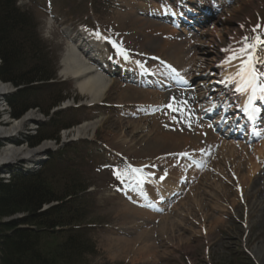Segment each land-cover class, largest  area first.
<instances>
[{
    "label": "rangeland",
    "instance_id": "1",
    "mask_svg": "<svg viewBox=\"0 0 264 264\" xmlns=\"http://www.w3.org/2000/svg\"><path fill=\"white\" fill-rule=\"evenodd\" d=\"M19 1L22 11L26 12L36 25L35 32L32 30L31 33V24H29L28 30L31 36L34 34L38 37L39 43L35 42L37 43L36 50L43 59L39 54L34 56L35 50L29 48L27 50L29 56L26 58L27 62L24 67L19 65L18 70L29 71L25 68L31 63H35L38 59L44 60L48 64L49 70L55 72L56 80H54L53 85L41 83L40 89L31 92L29 101L30 105L36 106L33 111L43 116L40 121L46 122L47 125L45 127L41 125L27 126L17 136L16 144L29 152L36 151L46 142L54 144L52 147L54 151H50L51 154L42 153L43 155L37 156L36 159L39 160L44 156V160H49L46 164H49V167L45 169V176L49 177L52 189H55L58 194L64 195V192L68 191L71 186H75L76 183H81L80 187L87 186L88 188L86 193L79 195L80 207L82 208L81 215L84 216L85 220L82 222L84 224L78 225L77 228H86L87 226L90 229L88 231V237L91 239L90 244L83 241L81 243L84 247L80 250V255L77 252L73 255L76 257L67 258L70 255L67 253L64 257L62 251L58 252V246L65 243L66 238L75 234L66 235L64 230H68V228L60 227L56 229L57 233H61L60 236L55 235V237L47 238L49 240L43 242L44 252L48 255L57 251L58 255L63 257L64 262L65 260L70 261V263L64 264H264V170L262 167V173H255L256 178L249 183L251 187L247 189L246 193L244 192L237 199L232 198L230 203L225 202L222 198L225 194V184L233 192L230 196L236 195L234 189L238 188V184L233 174L239 175L238 165L243 162V166L248 167V160H250L251 165L254 164V158L247 149L240 151L239 146H234L233 143L223 139L225 143L220 147L221 153L224 155V159L231 158V162L226 160L227 163L220 162L211 156L207 161L210 160L219 164L214 172L219 174L221 178H218L216 174L204 173V169L196 171L193 169L195 162L188 160L191 162L185 163L189 168L188 173L185 176L182 172L173 175L176 178L185 179L184 185L175 183L180 187L181 195L170 203V210L165 212V215L154 213V216L158 217L157 219L153 220L152 218L149 222L146 220L144 222L140 219L143 215L137 214L134 210L138 208L137 199L135 198V202H131L132 198L126 199L125 196H132L129 194L130 188L137 186V178L140 179L141 176L146 178V174L148 175L158 168L151 162L143 165L138 173L132 171L131 168L135 166V163L139 166L150 161V159L155 162L166 152L173 151V141L176 139L171 138L172 143L166 147L156 145L157 141L153 139L155 136L150 137L147 132L140 133L138 134L139 139L149 138L147 146L145 149L140 148V145L135 146L129 157L120 154L122 150H117L113 146V143L130 142L129 138L132 136V131H125L126 124L122 121H135L145 128L149 125L144 120H135L133 117L134 114H140L144 118L148 117L145 111L138 112L139 105L142 104L135 105L136 107H133L134 104L127 105L124 103L125 106L120 105L121 102L129 101L123 97V90L134 88L128 84L129 81L122 78L138 81L141 76H144L139 74L136 77V74L133 73L134 70L111 66L112 76L109 75L107 78L113 82L112 87L103 101L91 106V103L87 102L88 99L76 89V81L72 78L65 79L61 74L62 59L66 47L71 38L76 39L75 34L80 26L99 33L100 37L104 36L106 40H108V35L115 41L116 33L127 34L131 32V22L127 24L128 21L124 19L128 13H131L135 19H131V21H142L143 23L151 21L164 26L168 30L172 44H174V36L194 38L188 39L190 44H187V48L191 52L184 53L186 54L184 62L192 53L200 55L206 61L207 68L203 71L204 74L192 73L191 76L201 77L198 81H205L204 84L208 82L209 85L207 86H210V90L218 95L212 87L211 80L220 82L213 77L222 78L223 69L219 65L224 63L225 53L228 52L230 59L238 57L237 63L241 61V49L244 48L245 44L253 45L256 43V45L261 46L263 43L264 0H230L229 2L228 0H215V3L224 4L222 8L208 16L209 21H206L204 27L198 28L197 34L189 33L182 36L178 30L170 27L169 23H158L155 21L156 19L146 14L154 7H166L162 1L156 3L153 0ZM212 2L213 0H181L185 7L188 8L189 6L192 12L199 11L198 14L200 15H202V7ZM171 6L176 9V3H171ZM164 20L167 21L169 18ZM178 20L180 21V18ZM245 38H247L246 41ZM127 42L131 46L137 44L136 38L132 39V34L128 36ZM143 45L138 44L136 48L139 50ZM152 45L156 48L144 47L145 52L159 54L160 46L157 47L153 43ZM104 46L110 56H114L122 63L126 61L125 55L119 56L120 51L115 48L114 42H105ZM124 49L131 50L127 46ZM263 53L264 51L260 50V57L264 56ZM20 58L18 55L16 61ZM133 59L135 58L133 57ZM157 62L160 64V68L157 71L153 70L157 74L156 79H159L158 75L161 73L165 75L173 73V69L168 68L167 64ZM258 63H262V61L258 59ZM232 65L234 64H231L229 68ZM163 69L166 72H161ZM228 72H231V76L234 77V68L229 69ZM184 73L187 74V71ZM204 76L207 80L203 79ZM118 77L119 79H116ZM152 81H154L153 78ZM146 88L145 90L154 91L152 88ZM14 91L15 89L12 88V92ZM137 91L141 92L140 90ZM161 94L169 97L166 100L167 111H175L182 117L189 114L191 117L193 112L189 113L182 106L176 105L178 99L183 97ZM135 99L147 100L146 97L139 99L136 97ZM55 100L59 102L56 107L52 106ZM7 110L9 108L6 104L0 101V114H2V120L6 124L20 120L27 115L25 114L20 119H9L10 113ZM63 110L65 112L60 113ZM46 112L50 114L49 117L45 115ZM54 112L60 114L52 122L53 124H50ZM155 112L162 113L163 110L155 109ZM200 116L201 122L204 121L206 124L203 115ZM98 120H103L100 127L93 133L88 132L83 139L77 141L65 140L64 132L66 131L56 134V127H53L59 124H77V126L67 130L70 131L86 122ZM186 126L187 124L184 126L185 131H187ZM173 133L181 134V131L174 130ZM36 134L41 136L55 135L59 137V141L57 143L53 140L44 141L38 146H32L29 139ZM133 135L137 136L135 132ZM0 142L4 144L3 147H8L10 144V141L6 139H0ZM261 144L259 140L255 141L252 146H260ZM209 147L211 148V146ZM113 154L116 155V158ZM32 155L33 153L30 158ZM119 155L122 157L120 158ZM147 155L150 157H146ZM154 156L158 158L154 159ZM108 157H111L116 163L115 166L109 163ZM16 162L6 167L0 166L4 177H8L11 171L16 173L17 169L23 165L26 166L21 164L22 160H19L17 164ZM256 164L259 165L257 162ZM34 166V169L39 171L40 163ZM117 173L121 178H118ZM222 189L224 190L223 194L221 193ZM195 198L197 202H192ZM46 208L48 207L46 206L43 210L45 211ZM221 210L226 213L222 214ZM130 215L135 216L134 221H138L140 226L133 225V220H129ZM144 217L147 218V216ZM23 218H25L24 215L19 214L8 220L16 221ZM23 228H27V226ZM76 246L79 247V244Z\"/></svg>",
    "mask_w": 264,
    "mask_h": 264
},
{
    "label": "bare ground",
    "instance_id": "2",
    "mask_svg": "<svg viewBox=\"0 0 264 264\" xmlns=\"http://www.w3.org/2000/svg\"><path fill=\"white\" fill-rule=\"evenodd\" d=\"M4 11L6 13L0 14V17L2 18H9L10 20L14 21L15 19L10 15L9 10H11L10 5L5 2L3 4ZM16 9L19 11L22 10L21 4L19 0H16ZM3 11V12H4ZM19 11V12H20ZM17 17V14H16ZM124 19L129 22H131V32H128L127 34L124 33H116L115 41L118 43L117 48L120 51L119 56L123 57L125 55L126 58L132 59L130 56L134 57L133 65L137 64V68L135 69L136 73H140L143 69H145L143 66H145L149 71L154 70L157 71L158 68H160V64H158L157 61L160 63L167 64V67L170 66L171 68L178 67V69L181 72H184L185 70L188 72L189 75L192 73H201L205 71L207 68V63L205 60L202 59V57L198 54H190L188 59L184 62V59L186 57L185 52H191L189 48H187V44H190V42L186 39H182L179 37H174L173 41L174 44L171 43L170 41V36L168 33V30L160 25V24H155L151 21H147V23H143L142 21H131L135 20L134 15L131 13H128ZM16 23H18V19L16 18ZM149 26V27H145ZM18 27V26H17ZM29 31V30H28ZM23 31V29H20V36H19V42L18 45L19 47L16 49V53L21 57L20 60L16 61V69H18L19 65L24 67L27 62V59L29 56L25 55V50L27 48L28 43V37L26 36L27 32ZM125 31V30H124ZM85 34V33H84ZM132 34V39L136 38L137 44L134 46H131L127 42L128 36H131ZM28 35V34H27ZM85 36H87L85 34ZM107 39L112 42V38H110L107 35ZM16 42V40H14ZM73 43V41H69L66 51L64 54V57L62 59V76L65 79L72 78V80L76 81V89L79 91V93L87 98V102L91 103L92 105L99 104L103 99H105L109 89L112 87L113 82H111L107 77L108 73L106 70L103 68L101 65H96L94 61L90 57H87L82 50L80 49L79 45L82 47V49H85L86 42L84 36H82L80 40V44ZM185 42L184 44H182ZM85 44V46L83 45ZM152 43L161 48L159 51V54L156 53H150L148 54L145 52L144 47H148L149 49H155L152 45ZM138 44H144L139 50L136 48ZM184 45V46H182ZM130 47L131 50H125L124 47ZM101 48L100 46H98ZM87 48V47H86ZM98 50V49H96ZM147 50V49H146ZM250 50L246 49L243 51V55H246L249 53ZM188 53V54H189ZM96 54V53H95ZM95 56V55H94ZM93 56V57H94ZM98 56V55H97ZM166 56L167 58H165ZM106 57V55H105ZM111 59H116L114 56H110ZM227 61L224 62V65L230 66V68H225L223 72H226L227 70L234 68L235 75L234 77L226 78L225 74L222 75V80L221 82L228 85L229 88H232L234 90V93L237 92L236 88L239 87L243 81L241 80V76H247L246 69L251 66L252 61H251V56H242L241 61L236 62L238 59L232 58L226 54ZM109 59V58H108ZM118 61V60H115ZM0 64H1V59H0ZM96 65L95 67L92 66ZM126 67H131V70L134 69L133 65H130V62L128 64H121ZM37 63L33 64L31 63L30 66L26 67L25 69H28L31 72H36ZM177 69V70H178ZM166 71V70H161ZM22 72V71H21ZM229 74H232L229 72ZM33 78L31 77V80ZM29 80L27 82V88L36 90L40 89V82L36 81H31ZM133 81V80H131ZM161 81V80H159ZM65 82V81H64ZM63 82V83H64ZM193 83V81H190ZM24 85H20L18 91L22 92L23 89L21 88ZM132 86V85H131ZM15 89V88H14ZM208 90V88H206ZM205 88H201L199 90V94L194 92V96H189L188 94H185L184 98H179L178 101L176 102L177 106H182L185 108V110L189 113L193 112L199 115L200 117V108L201 104L207 106V100L209 97L207 96L209 94V91H207ZM225 89L224 86L221 87V89L217 90L218 93H220V90ZM17 91V92H18ZM167 91V90H165ZM12 93V86L11 85H6L5 82L0 78V97L2 96H9V94ZM238 96L233 97L230 99H233L235 103L238 106H243L245 105L246 110L250 109L251 111L253 110L254 104H259V106L264 103V94H258L255 99H253L252 103L249 104V98L252 96V89L247 88L244 92H237ZM245 94V99H241V96ZM178 96V95H175ZM261 96V97H260ZM13 97V96H12ZM123 97L127 98V102H121V106L131 105L134 104L133 107H136L135 105L138 104H143L147 108H153V113L150 114V117L147 119H141L138 114H134L133 117L135 120H144L147 122L149 125L145 128L144 126H140L139 123L135 121L131 122H126L122 121L123 123L126 124V130L132 131V136L129 138L130 142L127 143V141L122 142V143H113V146L117 148V150H122L120 151V154L125 155V157H129L130 153L133 151V148L137 145H140V148H144L147 146L148 139H142L138 138V134L147 132L149 133L150 137L155 136L153 139L154 141H157L156 145H162L168 147L170 143H172L171 138H176L173 143H174V150L171 152H166L164 156L161 158H158L154 156V159L158 158L155 162H152V159L150 161H146L143 164H140L139 166H134L132 167L131 170H140L143 165H146L150 162H152L157 168L160 174H157L156 176L154 175H147L146 176L150 179H155L154 187L159 190L160 193H163V190L168 189L170 193H175L178 191L179 187L175 184L176 182H180V178H176L173 175L177 173L178 171H182V164L178 160L176 161V157H192V156H198L200 154H203L204 157H202V162L199 163L198 168L203 167L204 169L210 170V167H213L211 170V174L215 175L216 172H214V169L216 168L218 163H213V164H207L205 163L206 159L210 157L209 150L204 147L211 146L213 147L211 150H214V148L218 149L217 144L219 143V140L211 135V130L210 126H207L203 124L198 117L193 118L190 117L189 114L185 117L180 116L179 114L175 113V111H167L166 109V100L169 99L165 94H161L159 92H154L152 90L150 91H144L141 90V92H138L134 88H125L123 90ZM136 97L142 98L146 97L147 100H137L135 99ZM135 99V100H134ZM224 98H222L223 100ZM16 103L20 104V107L24 106L26 104V101L24 99H20ZM216 100V99H215ZM9 103V101H8ZM146 103L149 105H146ZM151 106V107H150ZM161 108L163 110L162 113L157 114L155 112V109ZM175 110V109H174ZM245 110V111H246ZM41 118L43 116L35 111H31L29 114L24 116L20 120H16L15 122L9 123L8 124H2L0 126V139H6L10 141L8 144V147H4L3 149H0V166L6 167L7 165H12L16 164L21 161H25L26 163H31L33 161H38L36 159L37 156H42V153H46L49 150L54 151L52 147H54V144L51 142H46L44 145L39 147L36 151L29 152L27 149H24L18 144H16V138L19 136L26 128L27 126H40L43 125V122H41ZM103 120H98L95 122H89V123H84L83 125L77 127L76 129L67 131L64 133V138L65 140L69 141H77L80 139H83L88 132H94L96 131ZM187 124L191 128V131H185L184 126ZM196 130V135L195 136L192 132V130ZM37 131V129H35ZM34 130V131H35ZM174 130H179L181 131V134L184 135L182 136L181 134L178 133H173ZM38 132V131H37ZM136 133V135H133V133ZM190 133V134H188ZM192 134V135H191ZM40 138H42L41 135L36 134L34 137H31L29 140L30 144L36 143ZM147 138V137H146ZM50 143V144H48ZM129 144V145H128ZM263 146V151H264V144ZM222 151V149H221ZM220 150H218L217 153H215L214 157L218 159V161L222 162L224 161L225 163L231 162V158L224 159V155ZM32 158H30L31 154ZM135 153V152H134ZM37 154V155H36ZM136 154V153H135ZM256 154L259 155L260 162L258 164H262L264 166V154L262 155L261 151H257ZM35 156V157H34ZM114 156V155H113ZM207 156V157H206ZM256 156V155H255ZM146 157H150V155H147ZM182 159V158H180ZM255 159V158H254ZM139 160V158H138ZM222 160V161H221ZM227 162H226V161ZM202 163H205L204 165H200ZM234 165V164H233ZM20 171H22V168H19ZM264 170V167L262 168ZM35 172V171H34ZM137 173L136 171H134ZM238 172L239 175H234L235 180L237 181L238 188L234 189L236 192L235 196H230L232 194V190L230 187L225 184V194L224 193V187L221 190V193L223 194L222 198L224 199L225 202L230 203L231 199H237L240 197V195H243V193L247 192V189L251 186H249V183L253 182V180L256 178L255 173L257 174L258 172L262 173L261 171V165L257 164H248V167L243 166V162L238 165ZM37 173V171H36ZM224 175V174H222ZM2 172L0 170V179L2 177ZM218 178H221L220 176H217ZM4 181V180H3ZM231 185V184H230ZM139 188L142 190L147 191V186L140 184ZM150 189V188H149ZM221 194V195H222ZM194 196V195H193ZM149 197V196H148ZM151 198V197H149ZM248 198V197H247ZM197 202V199H193L192 202ZM169 203L165 204V206H161L157 208V210L154 213H158L160 211L168 210L169 209ZM204 208V207H203ZM136 213H140L143 216L140 218L141 220H144V222H149L153 218L157 219L158 217L152 216L149 212L142 210V209H134ZM163 210V211H164ZM227 210V209H226ZM222 214H225V211H220ZM43 216V215H39ZM144 216H147L145 218ZM128 217V215H126ZM133 220L132 223L135 226H140L138 224V221H134L135 216L130 215L129 220ZM146 220V221H145ZM143 236V235H142ZM260 255V254H259Z\"/></svg>",
    "mask_w": 264,
    "mask_h": 264
},
{
    "label": "trees",
    "instance_id": "3",
    "mask_svg": "<svg viewBox=\"0 0 264 264\" xmlns=\"http://www.w3.org/2000/svg\"><path fill=\"white\" fill-rule=\"evenodd\" d=\"M5 2L10 5L11 10H9V13L15 20L0 17V78L16 88L24 85L22 86L24 87L22 92L18 91L8 100L11 117L20 119L28 110L36 108V106L29 104L31 92H35V90L27 88V82L31 80V77L33 78L31 81L40 82L43 85H47L48 82L56 79L55 72L49 70L48 64L44 60L38 59V61H35L37 63L36 72H21L16 69L18 56L16 49L19 47L17 42H19L20 29L25 32L31 24L32 33V30L35 32L36 25L26 12L22 10H19V12L16 9V0H0V12L2 14L6 13L3 7ZM16 18L18 23H16ZM27 34L29 45H27L25 55H28L27 50L32 48V50H35V56L39 54L36 50L37 43H35H39L38 37L34 34L31 36L30 31ZM39 56L41 57L40 54ZM16 99H18L17 101L24 99L26 104L20 107V104L16 103ZM58 103V100H55L52 106H56ZM45 114L48 115L49 113L46 112ZM70 127V125H62L59 130L69 129ZM46 139L58 140L55 135L42 136L36 143L31 145L38 146ZM2 146V143H0V149ZM45 171L44 169L43 172L36 175L12 174L8 181L0 179V264L70 263L67 260L64 262L63 257H60L57 251L47 255L42 248L45 240H49L55 235H61L56 231L60 227L68 228V230H64L66 235L75 234L66 238L65 243L58 246V252L62 251L64 257L67 253H70L67 258L76 257L73 255L77 252L80 255V250L84 247L81 242L84 241L89 244L91 242L88 237L90 229H74V227L84 224L82 222L85 219L81 215L82 208L80 207L79 195L86 190V187H80L81 185L76 183L75 186H71L68 191L64 192V195H60L55 189H52L51 181L49 177L45 176ZM55 202L58 203L57 206L43 210L46 205ZM19 214H23L25 218L16 221L8 220ZM24 226H27V228H23ZM78 244L80 248L76 246Z\"/></svg>",
    "mask_w": 264,
    "mask_h": 264
},
{
    "label": "snow or ice",
    "instance_id": "4",
    "mask_svg": "<svg viewBox=\"0 0 264 264\" xmlns=\"http://www.w3.org/2000/svg\"><path fill=\"white\" fill-rule=\"evenodd\" d=\"M96 37L99 39L101 38L100 37V34L99 33H96L95 34ZM247 40V38H245V41ZM241 51L243 52L244 49H241ZM246 72H247V76H241V80L243 81V83L236 88V91L237 92H244L247 88H251L252 89V96L249 98V104L252 103L253 99L256 98V93H257V90H259V92L261 94H264V81H260L258 79V77L260 76H264V71H257L255 68H253L252 66H249L247 69H246ZM169 107H171V105H169ZM258 109H253V111H257ZM133 171H136V172H139L140 170H133ZM117 176L118 178H121L119 173H117Z\"/></svg>",
    "mask_w": 264,
    "mask_h": 264
},
{
    "label": "water",
    "instance_id": "5",
    "mask_svg": "<svg viewBox=\"0 0 264 264\" xmlns=\"http://www.w3.org/2000/svg\"><path fill=\"white\" fill-rule=\"evenodd\" d=\"M6 97H8V96H7V95H5V96H2L1 98H6ZM1 98H0V99H1Z\"/></svg>",
    "mask_w": 264,
    "mask_h": 264
},
{
    "label": "clouds",
    "instance_id": "6",
    "mask_svg": "<svg viewBox=\"0 0 264 264\" xmlns=\"http://www.w3.org/2000/svg\"><path fill=\"white\" fill-rule=\"evenodd\" d=\"M1 65V64H0ZM10 108V107H9ZM11 116V115H10ZM3 145V144H2ZM3 147V146H2ZM2 147H1V149H2Z\"/></svg>",
    "mask_w": 264,
    "mask_h": 264
}]
</instances>
